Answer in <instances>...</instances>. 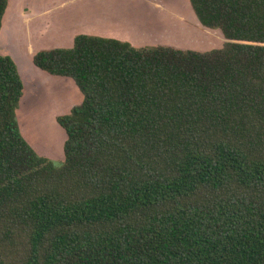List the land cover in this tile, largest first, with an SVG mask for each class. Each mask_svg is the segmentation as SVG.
Listing matches in <instances>:
<instances>
[{
	"label": "trees",
	"instance_id": "obj_1",
	"mask_svg": "<svg viewBox=\"0 0 264 264\" xmlns=\"http://www.w3.org/2000/svg\"><path fill=\"white\" fill-rule=\"evenodd\" d=\"M11 0H0V35ZM210 51L77 35L33 63L83 101L60 166L0 54V264H264V0H189Z\"/></svg>",
	"mask_w": 264,
	"mask_h": 264
},
{
	"label": "rangeland",
	"instance_id": "obj_2",
	"mask_svg": "<svg viewBox=\"0 0 264 264\" xmlns=\"http://www.w3.org/2000/svg\"><path fill=\"white\" fill-rule=\"evenodd\" d=\"M85 31L138 46L163 43L202 52L226 43L220 31L199 22L189 0H11L0 54L16 61L25 83L20 129L39 155L57 166L65 159L67 140L57 116L70 113L83 95L71 79L45 73L32 57L43 46H70Z\"/></svg>",
	"mask_w": 264,
	"mask_h": 264
},
{
	"label": "crops",
	"instance_id": "obj_3",
	"mask_svg": "<svg viewBox=\"0 0 264 264\" xmlns=\"http://www.w3.org/2000/svg\"><path fill=\"white\" fill-rule=\"evenodd\" d=\"M79 34H90V35H95V36H101V37H107V38H116V39H119V40H122V41H127V42H130V43H132L134 46H136V47H145V46H138V45H136V44H134L133 42H131L130 40H127V39H123V38H120V37H116V36H108V35H102V34H97V33H92V32H87V31H85V32H81V33H79ZM79 34H77V35H79ZM76 35V36H77ZM75 36V37H76ZM74 37V38H75ZM74 38H73V40H74ZM72 44H73V41H72ZM72 44L70 45V46H56V47H71L72 46ZM160 44V43H159ZM163 44V43H162ZM154 45H158V44H154ZM154 45H151V46H154ZM168 45H170V44H168ZM44 48L45 47H48V48H55V47H52V46H43ZM40 48H42V47H40ZM39 49V48H38ZM37 49V50H38ZM36 50V51H37ZM32 59H33V57H32ZM16 62V61H15ZM17 64V63H16ZM19 68V67H18ZM19 72H20V70H19ZM46 73V72H45ZM21 74V73H20ZM21 77H22V75H21ZM23 79V78H22ZM23 82H24V80H23ZM24 90H25V83H24ZM81 93V92H80ZM23 99V98H22ZM22 102V101H21ZM79 105V104H78ZM30 141V140H29ZM30 143L32 144V142L30 141ZM33 145V144H32ZM34 146V145H33ZM34 148H35V146H34ZM37 150V149H36ZM38 152V151H37Z\"/></svg>",
	"mask_w": 264,
	"mask_h": 264
}]
</instances>
